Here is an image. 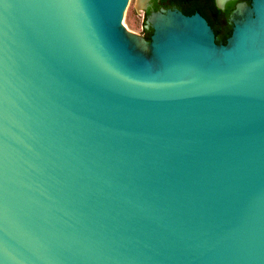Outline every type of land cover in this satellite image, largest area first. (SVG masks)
<instances>
[{
    "label": "water",
    "instance_id": "1",
    "mask_svg": "<svg viewBox=\"0 0 264 264\" xmlns=\"http://www.w3.org/2000/svg\"><path fill=\"white\" fill-rule=\"evenodd\" d=\"M215 2L0 0V264H264V0Z\"/></svg>",
    "mask_w": 264,
    "mask_h": 264
},
{
    "label": "flooded vegetation",
    "instance_id": "2",
    "mask_svg": "<svg viewBox=\"0 0 264 264\" xmlns=\"http://www.w3.org/2000/svg\"><path fill=\"white\" fill-rule=\"evenodd\" d=\"M216 0H149L145 14L159 9H174L185 15L195 12L200 13L208 25L211 27L217 40L226 42L230 36L232 25L223 17L221 13L215 12ZM234 2H245L249 0H231ZM213 4V5H212ZM229 28V29H228Z\"/></svg>",
    "mask_w": 264,
    "mask_h": 264
},
{
    "label": "rangeland",
    "instance_id": "3",
    "mask_svg": "<svg viewBox=\"0 0 264 264\" xmlns=\"http://www.w3.org/2000/svg\"><path fill=\"white\" fill-rule=\"evenodd\" d=\"M148 1L149 0H127L121 19L122 24L129 30L144 35L145 10Z\"/></svg>",
    "mask_w": 264,
    "mask_h": 264
},
{
    "label": "trees",
    "instance_id": "4",
    "mask_svg": "<svg viewBox=\"0 0 264 264\" xmlns=\"http://www.w3.org/2000/svg\"><path fill=\"white\" fill-rule=\"evenodd\" d=\"M213 5V4H212ZM158 8H157V6H156V10H157ZM213 9L215 10V12H217V13H220V11L217 9V7H214L213 6ZM147 14V13H146ZM229 29V28H228Z\"/></svg>",
    "mask_w": 264,
    "mask_h": 264
}]
</instances>
